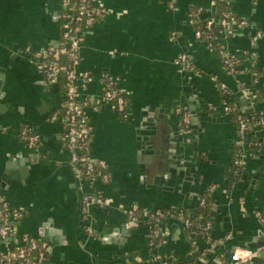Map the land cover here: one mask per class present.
<instances>
[{
    "label": "crops",
    "instance_id": "1",
    "mask_svg": "<svg viewBox=\"0 0 264 264\" xmlns=\"http://www.w3.org/2000/svg\"><path fill=\"white\" fill-rule=\"evenodd\" d=\"M94 1L105 12L84 36L77 73L88 72L92 80L79 81L78 88L88 102L89 155L109 172V181L96 189L112 205L83 213L81 182L64 148L63 123L55 118L63 94L57 83L47 82L36 59L59 44L62 0H0V68H6L0 104L10 108V117L0 122V174L10 175L3 176L8 183L0 180V197L23 212L17 235L45 244V264H149L146 225L126 228L117 205L190 212L208 189L211 238L220 248L207 264H230L232 248L240 242L249 249L264 246V221L255 216L264 214V130L254 129L236 145L237 117L264 113V0H230L234 13L247 22L243 30L217 37L240 61L232 73L195 39L188 16L191 6L212 15L211 0ZM255 32L262 38L252 46ZM180 54L198 75L175 65ZM105 73L117 77L127 94V120L104 100L99 77ZM220 84L230 93L232 114L223 111ZM182 113L188 116L186 135ZM24 127L37 133L36 150L23 142ZM237 148L244 177L229 188L225 173ZM158 231L156 253L175 257L176 264L192 260V245L208 250L202 238L189 239L178 216L165 217Z\"/></svg>",
    "mask_w": 264,
    "mask_h": 264
},
{
    "label": "built area",
    "instance_id": "2",
    "mask_svg": "<svg viewBox=\"0 0 264 264\" xmlns=\"http://www.w3.org/2000/svg\"><path fill=\"white\" fill-rule=\"evenodd\" d=\"M222 1V0H219ZM170 7L173 8L172 3ZM198 12L203 10L198 7ZM102 7L96 4L94 0H79V5L76 9L70 7V0H62L61 13H60V44L57 46H50L43 54H37L36 59L39 61L41 74L49 83H55L57 74L61 69L59 67L58 58L61 54L65 55L68 60V69L66 71V92L62 95L65 101V119H61L62 123L66 122V132L64 138L66 140V151L69 155L70 164H77L79 168L75 171L78 182H81L79 188L82 192V211L87 213L92 206H107L112 205L109 198L103 197L96 189L97 183H106L109 181V172L107 165L102 161H94L89 155L90 142H91V127L89 125L86 108L88 102L81 98L78 88V82L83 83L92 80L91 74L84 72L81 76L77 73V67L80 64V50L82 47L84 36L96 22L95 17L102 18L104 15ZM214 14V10L212 15ZM211 15V16H212ZM213 21H208L206 28L209 30ZM225 34H232L247 27V22L243 19L236 22L231 13H225L219 22ZM221 34V33H220ZM196 40H201L202 33L199 30H194ZM218 37V36H217ZM215 37L216 46L209 41L210 36L207 34L205 37L206 45L209 49L217 53L218 57L222 60L224 66L231 73L234 72L236 67L240 65V61L234 56L230 55L226 48L222 46ZM262 38L260 32L250 34V43L255 45ZM253 55V54H251ZM177 65L181 70L187 73L198 75L195 72L194 66L185 54H180L176 60ZM100 82L104 88V100L108 102L115 114L122 120H127L129 117L128 98L126 92L121 89L120 80L108 73L102 74L99 77ZM118 88V89H117ZM223 94L222 108L224 113H234V108L231 106V96L224 86L219 85ZM58 116H55L57 118ZM188 121V116L182 113V134L186 135L185 127ZM264 130V113L259 112L252 115L250 118L237 117V129L239 140L236 145L240 146L241 141L254 129ZM22 139L26 140V145L36 150L39 142V137L34 130L30 128H23L20 132ZM235 156H237L235 154ZM241 161V153L238 154ZM234 164H239V160H235ZM85 175V177H82ZM86 185L87 189L83 192V186ZM201 205L204 200H200ZM126 218L125 227L130 228L135 224L142 222L147 227V240L150 249L149 264H168L163 255L156 253V248L159 247V225L162 217L160 209L156 210H142L137 205L127 206L124 204L117 205L116 208ZM175 212L174 209H168V213ZM23 216V212L19 209L11 207L2 197H0V264H45L46 260V247L45 244L39 242L36 238L28 234L18 236L16 232V223ZM178 217L183 219L186 228H189L192 223L190 222L191 211L183 218V213L180 212ZM256 218L261 222L264 221V214L256 213ZM197 221L202 222L203 216H200ZM212 225L210 221L203 223V226L194 230L189 235L190 240L194 238H202L208 249L211 250L218 244L211 238ZM87 233L94 236L93 232L88 229ZM157 242L155 246L154 243ZM263 246L256 249H249L243 246H235L232 248L230 259L233 264H256L260 257V252ZM165 259V260H164Z\"/></svg>",
    "mask_w": 264,
    "mask_h": 264
},
{
    "label": "trees",
    "instance_id": "3",
    "mask_svg": "<svg viewBox=\"0 0 264 264\" xmlns=\"http://www.w3.org/2000/svg\"><path fill=\"white\" fill-rule=\"evenodd\" d=\"M212 4H213V10H214V14L208 15L207 12L203 9L201 10V12H198V7L195 6H191L188 10V16L190 17L193 25H194V30H199L202 33V37L201 40L199 41H205V37L208 34L210 36L209 41L213 44V46H216V50L218 49V45H216L215 43V37H217L220 33L225 32V30L222 29V27L220 26L219 22L222 19L223 15L225 13H231V15L234 17L236 22H240L241 20H243V18L238 17L233 9H232V5L230 0H211ZM79 5V0H70V7H73L74 9H76ZM101 18L100 17H95V22L99 21ZM208 21H213L212 25L210 26V29L208 30L206 28V24ZM61 41V38H60ZM59 41V44H60ZM217 54V53H216ZM59 61V67L61 68L57 74V78L55 83H57L59 85V90L61 92V94H64L66 92V71L68 69V60L66 58L65 55L61 54L58 58ZM118 89V88H117ZM120 92H122V89H118ZM65 101L62 100L61 102V106L58 109L57 113H58V117L65 119ZM113 107V106H112ZM115 109V108H113ZM66 122H63V139H64V148L66 149V140L64 138L65 132H66ZM23 142L26 144V140L22 139ZM240 153V149L237 148L235 149V154L237 156H234V161L235 160H239V164L237 165H233L229 171L227 173H225V177L227 178L228 181V187L231 188L233 186H235L236 184H238L241 179L244 177V171H245V167L243 162L241 161L240 157L238 156V154ZM72 166V169H74V172L79 168V166L77 164H70ZM82 177H85V175H82ZM247 179V177H246ZM204 200V203L201 205V201L200 200ZM213 199L211 194H209L208 189L205 190V192L203 193L202 197L198 200L197 204L195 205L194 209L191 211V218H190V222L192 223V225L187 228L188 234L192 233L194 230L199 229L200 227L203 226V223L206 221H210L211 224L213 225L212 221V213H213ZM142 211V210H141ZM160 211L162 212V217L160 219V223L161 221L170 215H175L177 216L180 212L183 213V218H185V215L188 212H185L183 210H175V212L173 213H168V210L165 209H160ZM203 216V221L199 222L197 221V219ZM154 245H157V242L154 243ZM192 245V244H191ZM191 261H187L184 262L183 264H198L201 258H205L207 256V252L208 250H204V251H196V246H191ZM46 255V253H45ZM166 259V258H165ZM164 259V260H165ZM176 258L175 257H171L167 260H165L168 264H176ZM46 261V260H45ZM156 264V263H154ZM256 264H264V252L260 255V257L258 258Z\"/></svg>",
    "mask_w": 264,
    "mask_h": 264
},
{
    "label": "water",
    "instance_id": "4",
    "mask_svg": "<svg viewBox=\"0 0 264 264\" xmlns=\"http://www.w3.org/2000/svg\"><path fill=\"white\" fill-rule=\"evenodd\" d=\"M5 69L6 68H4V67H1L0 68V75L1 76H3V77H5ZM2 77V78H3ZM0 100H2V97H0ZM7 109H10V108H6V106H5V104L3 103H1L0 104V122L2 121H4L6 118H9L10 117V114H7V111L9 112V110H7ZM10 113V112H9ZM262 134H264V132H262ZM153 144V143H152ZM152 149L154 150V152L156 153V154H161V150H159L158 148H157V146L154 144L153 146H152ZM156 149V150H155ZM6 176V177H8V179H10V175L8 174V172L7 171H3L2 172V174H0V180H2V181H4V182H6V183H8L9 181H8V179H6L5 177H3V176ZM160 225H161V223H160ZM115 233L116 232H113L112 233V236H110V237H114V236H116L115 235ZM160 236V235H159ZM104 238H103V240H106L107 238L106 237H108V236H103ZM42 241H45L44 240V238H42L41 239ZM239 245H242V246H244V244H242L241 242L239 243ZM263 245V244H262ZM259 247H261V246H259ZM264 247V246H263ZM219 246H216V247H214L213 249H211V250H209V252H208V254H207V257H205L204 258V264H207V262L209 261V259H210V257H211V255H213L215 252H217L218 250H219ZM264 252V248H263V250L259 253L260 255L262 254ZM230 264H233V262L231 261L230 262Z\"/></svg>",
    "mask_w": 264,
    "mask_h": 264
}]
</instances>
